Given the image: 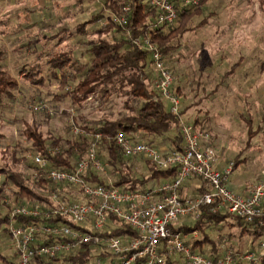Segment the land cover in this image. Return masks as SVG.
Segmentation results:
<instances>
[{
    "label": "rangeland",
    "instance_id": "1",
    "mask_svg": "<svg viewBox=\"0 0 264 264\" xmlns=\"http://www.w3.org/2000/svg\"><path fill=\"white\" fill-rule=\"evenodd\" d=\"M258 2H202L201 13L208 15L205 24L192 28L200 14L190 15L181 23L175 22L174 25L185 28L180 38L171 41L172 44L178 41L180 47L164 55L166 67L176 75H173L174 80L181 87L184 107L181 117L190 123L196 117L195 129L227 141L232 166L233 154L244 145L245 132L250 129L249 149L243 152L248 161H238L233 174L248 173L247 178L256 174L257 182L264 180V22ZM119 12H123L122 7ZM97 13L94 21L84 27V33L70 34L76 23L85 22ZM107 16L114 22L118 14L111 12L102 0H0V48L5 56L2 64L17 81L13 97L4 98L0 105V167L6 165L24 175L30 173L9 158V152H13L15 157L29 161L26 155L30 151L26 148L30 141L24 135L29 126H34L44 136L69 137L73 134L71 128L77 127L73 122H80L79 116L92 125L102 117L115 118L126 111L122 104L127 98L118 94L111 95L105 102L91 98L77 110L68 101L57 100L53 95L61 89L57 80L48 75L45 63L54 54L77 55L97 38H110L114 27L109 31L111 22ZM105 27L106 31H97ZM32 63L39 65L44 78L38 87L18 76L21 67ZM233 64L236 65L232 73L223 77V72L230 70ZM150 69L153 73L151 66ZM37 103L43 105L42 110L32 108ZM133 167L138 171L143 167L142 161L134 160ZM4 181L0 174V186ZM2 187L6 191V186ZM3 200L9 202L7 198ZM178 225L179 222L174 227ZM249 237L234 234L228 238H233L243 248L246 242L254 240ZM10 241L11 238L4 239L0 244L7 256L13 250ZM85 264H93V258Z\"/></svg>",
    "mask_w": 264,
    "mask_h": 264
},
{
    "label": "trees",
    "instance_id": "2",
    "mask_svg": "<svg viewBox=\"0 0 264 264\" xmlns=\"http://www.w3.org/2000/svg\"><path fill=\"white\" fill-rule=\"evenodd\" d=\"M205 1L201 0L198 5L190 7H184L174 2L176 19L172 23L167 24L156 22L154 9L144 0H102V4L110 9L111 12L118 14V16L122 14V12H119L120 7L127 6V11L124 13L126 18L123 24H117L107 16L111 22L110 24L108 23L109 31L112 26L114 27L111 37L97 38L77 55H73L70 52L58 53L46 59L48 75L57 80L58 87L61 89L57 94L53 95L57 100L68 101L70 106L77 110L91 98H100L101 102H105L111 95L118 94L127 98L122 104V108L126 111L119 113L115 118L102 117L93 122L92 125L82 116H79L80 122H73V124L82 130V133L77 135L70 134L69 137H61L59 135L44 136L34 126L25 128L24 135L30 141V146L26 149L32 153L46 156L47 165L44 168H39L31 159L26 162L24 157H15V153L9 152V158H12L17 165L22 164L23 168L28 169L30 173L24 175L9 166L0 167V174L4 176L6 181V183L5 181L2 183V186H6V191L3 189L4 187L0 186L1 245L4 239H10V224L17 226L33 223L36 228H40L45 224L59 221L68 224L70 227H77L60 217L43 218L41 216L31 217L11 214L10 208L14 204L25 202L28 204L48 203L50 202L49 196L52 193H55L62 202L70 200L83 201L85 198L79 193L77 186L51 182L44 177V174L45 170L52 168L71 171L76 161L85 156L89 143L94 140L97 147L96 156L106 163V173L101 175L93 169H86L82 177L88 183L102 186L113 185L119 189L145 190L155 185L158 181L171 180L175 177V165L160 168L140 156L123 157L111 137L117 131H120L124 135L130 136L133 140H143L154 147H157L155 139L160 138L161 140H166L169 145L179 148L181 137L178 131V119L166 109L165 104L159 98L156 89L152 85L154 74L150 69L148 52L133 45L130 38L137 36L147 37L150 42H153L159 48L164 59V55L168 56L173 50H178L180 47L178 41L175 44H172L171 41L180 38L185 28L182 29L179 24L174 25L175 22L181 23L190 15L200 14L199 19L192 28L198 29L205 24L208 15L201 13L203 10L201 3H205ZM258 5L264 22V0H259ZM98 15V13L91 15L87 21L76 23L70 34L84 33L86 24L93 22ZM102 30L106 31L107 27L97 29L99 32ZM4 58V51L0 48V105L4 98H12V91L17 88V81L2 64ZM235 65L233 64L230 70L223 72L224 75L222 76L231 74ZM68 68L71 69L70 72L66 71ZM18 72V76L35 87L41 86L44 82L39 65L36 63H32L27 67L23 66ZM172 89L181 98V92L174 83ZM135 100L138 101L135 104L129 102ZM181 103L180 99V115L184 110ZM248 132H250V129ZM94 133L99 134L97 139L93 138ZM52 147L57 148L58 151L53 154L46 153V149ZM134 160H141L143 163V167L138 171L133 167ZM200 188L202 191L203 186L201 185ZM178 190L180 192V187ZM5 198L9 199L10 203L5 202L3 200ZM263 199L262 208H264ZM228 218L229 215L225 212L211 213L206 207H201L197 219L172 227V231L189 235L195 232L196 237L190 236L184 239V242L188 243L190 249L194 251H197L195 249L196 245L204 243L214 245L211 249L213 251L216 250L215 240L209 233L212 230L220 229L223 226L222 222L238 227L240 234L247 232L252 240L260 236V232L264 231V226L257 231L251 224L244 223L238 217H231L232 222H227ZM109 219L110 224H107L99 234L127 235L128 237L135 235L134 231L117 221L114 217L109 216ZM261 219L264 220V214H262ZM35 234L34 244L37 245L49 243L53 239L49 235L40 233L39 230ZM228 236H232V234ZM219 238H223L222 234ZM10 242L12 243V241ZM1 245L0 264H16L17 252L15 248L12 246L11 255L7 256L3 253L4 250ZM197 252L203 254L202 250ZM235 252L237 251L235 250ZM239 254L237 253L235 256L231 252L234 264H239ZM95 255L100 258L103 257V253L98 252L95 246L83 243L78 249L69 254L60 253L51 258L36 256L33 258V264H85ZM177 262L180 264L178 257L171 264H177ZM256 264H264V253L258 256Z\"/></svg>",
    "mask_w": 264,
    "mask_h": 264
},
{
    "label": "built area",
    "instance_id": "3",
    "mask_svg": "<svg viewBox=\"0 0 264 264\" xmlns=\"http://www.w3.org/2000/svg\"><path fill=\"white\" fill-rule=\"evenodd\" d=\"M156 13L157 23H172L176 19L174 2L184 7L196 6L201 0H144ZM123 7L120 16L113 20L117 24L125 22ZM131 42L148 52L153 69V86L166 109L178 119V131L181 137L179 148L172 145L165 148L154 147L143 140H133L130 136L117 131L111 139L123 157L140 156L157 167L176 166L175 177L162 180L145 190L119 189L113 185L84 181L82 174L88 168L104 175L106 163L96 156V141L89 143L85 156L73 165L71 171L47 169L44 177L54 183H67L77 186L85 198L62 202L55 193L49 196L48 203H22L10 208L11 214L43 218L60 217L77 227H70L59 221L36 228L33 223L9 225L12 245L17 252L16 264H33L36 256L55 257L69 254L83 243L95 246L103 257L95 255L93 264H171L178 257L180 264H234L231 252L226 250L216 257L205 256L191 250L184 242L185 236L173 232L172 227L181 218L195 220L201 207L211 213L225 212L229 217H238L244 223L251 224L255 230L264 226L261 203L264 197V180L251 185L246 194H239L227 186L232 163L228 162L221 170L213 163L216 152L209 144V136L180 115V98L173 91V76L164 64L159 48L147 37H133ZM37 103L34 110H42ZM73 134L82 130L72 127ZM98 133L93 138L97 139ZM57 148H47L46 153L53 154ZM39 168L47 165L46 156L29 152L27 155ZM190 176L200 180L203 190L193 197L180 195L181 183ZM109 216L114 217L132 231L133 237L99 234L107 224ZM52 237L49 243L34 244L35 233ZM33 245V246H31ZM258 253L244 251L239 255L245 264H256L258 256L264 253V231L256 243ZM179 264V262H177Z\"/></svg>",
    "mask_w": 264,
    "mask_h": 264
},
{
    "label": "crops",
    "instance_id": "4",
    "mask_svg": "<svg viewBox=\"0 0 264 264\" xmlns=\"http://www.w3.org/2000/svg\"><path fill=\"white\" fill-rule=\"evenodd\" d=\"M173 75H175V74L173 73ZM174 84H175L176 87L179 88V91H181L180 84L176 83L175 80H174ZM180 97H181V95H180ZM181 102H182V100H181ZM181 106H182V103H181ZM185 120H187V119H185ZM195 120H196V117L192 118L193 122H191V123H193V125H195V123H196ZM206 128H207V126H206ZM245 133H246V138L244 140V145L241 147V149L240 148L237 149L235 154H233V166H232V169H231V172H230V176H229V179H228V182H227V186L230 189H232L233 191H235V192H237L239 194H242V195H245L247 190H248V188L252 184L257 182L256 181V177H257L256 174L249 175V178H247L248 177V173L245 174V175L242 172H240L238 174H235V175L233 174V171L235 170L236 164H237L238 161H242L243 162L246 159L248 161V158H246V156L243 155V152H244V150H246L247 147L249 149V144H250L249 142H250V139H251V136H250L251 134L248 131H246ZM212 136L209 135V139H208L209 141L208 142H209V144L211 143L210 145H212V147L215 149V152H216V160L213 163V167L216 170H221V169H223L226 166V164L228 162H230V159H231L232 156L228 155V146H226L228 144L227 141L217 140L216 134L213 137ZM155 142H156L157 148H165V147L170 146L169 143L166 140H161L160 138L155 139ZM224 142H225V144H224ZM250 148H252V147H250ZM249 159H250V161L254 162L253 158H249ZM158 182H160V181H158ZM201 185L202 184H201L199 179H197L194 176H190V177H188L187 179H185L181 183V185H180V195H182L184 197H193L195 195H198L201 192V188H200ZM263 201H264V199H263ZM263 205H264V203H263ZM187 219L188 218H181L175 224H177L179 222V225H180V224H182L184 222H188L189 220H187ZM226 221L227 222H232L233 220L229 217ZM222 225L223 226H221L220 229L212 230L209 233V234H211L213 240H215V247H216L215 251H213L211 249V247H213L214 245L207 244V243H204L202 245H196L195 249L197 251L198 250H202L203 251V255L209 256V257H216V256L220 255L222 252H224L226 250H228V251L231 250L230 252H233L235 254V256L237 255V253L241 254L244 251H254L255 250L258 253V249H257L256 243H257V241L259 239V236H257L253 241L250 240L251 242H249V243L246 242L244 247L241 248V246H239L238 243L235 242L236 240H234L233 238H232L233 240L228 238L229 234H232V235L238 234V235H240L239 228L234 226V225H228L227 223H224V222H222ZM221 234H222L223 238H219V236ZM182 235L185 236V239H187L190 236H192V237H196L197 236L195 232H193L191 235H189V234H182ZM226 235H227V237H226ZM241 235H246L247 237L250 236L247 232L246 233L245 232L241 233ZM249 239H251V236L249 237ZM203 245H206V247H203ZM235 250L237 252H235ZM238 259L237 260L239 261V264H245L243 261L240 260V258H238Z\"/></svg>",
    "mask_w": 264,
    "mask_h": 264
}]
</instances>
